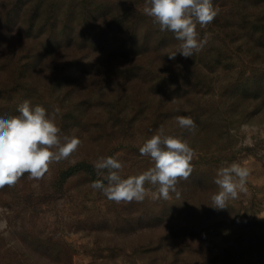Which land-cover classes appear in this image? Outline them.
<instances>
[{
	"label": "rangeland",
	"instance_id": "1",
	"mask_svg": "<svg viewBox=\"0 0 264 264\" xmlns=\"http://www.w3.org/2000/svg\"><path fill=\"white\" fill-rule=\"evenodd\" d=\"M145 5L0 0V116L29 100L81 141L40 180L0 189V264H264V0H213L218 15L197 25L204 48L174 59L180 42ZM161 128L196 154L179 199L117 204L91 187L95 168L63 176L109 156L122 178L138 175ZM232 162L250 169L248 192L214 208L216 172Z\"/></svg>",
	"mask_w": 264,
	"mask_h": 264
},
{
	"label": "clouds",
	"instance_id": "2",
	"mask_svg": "<svg viewBox=\"0 0 264 264\" xmlns=\"http://www.w3.org/2000/svg\"><path fill=\"white\" fill-rule=\"evenodd\" d=\"M143 11L159 25L160 31H171L180 42L178 51L169 59L177 53L187 58L200 52L208 35L200 39L197 25L206 27L218 15L213 0H146ZM58 111L50 114L44 107L33 108L29 100H24L18 115L0 116V189L14 186L26 173L30 179L40 180L53 162L67 159L78 149L79 138L61 137L56 124ZM175 121L181 130L195 134L197 125L191 117L176 116ZM139 153L149 157L153 166L127 178L120 174L124 165L117 157L98 158L94 168L103 179L93 181L91 187L117 204L142 202L148 196L169 200L171 193L179 199L177 185L190 176L196 155L188 141L166 134L161 128L143 143ZM249 175L250 169L238 162L221 166L214 178L219 191L211 196V206L223 209L229 200L247 193ZM146 184L155 190L146 188ZM0 227H6V222H0Z\"/></svg>",
	"mask_w": 264,
	"mask_h": 264
},
{
	"label": "trees",
	"instance_id": "3",
	"mask_svg": "<svg viewBox=\"0 0 264 264\" xmlns=\"http://www.w3.org/2000/svg\"><path fill=\"white\" fill-rule=\"evenodd\" d=\"M79 170H84L88 172L90 175H92L93 178H96L94 167L87 162H80V163L70 166L68 169L65 170V172L63 173V176H68Z\"/></svg>",
	"mask_w": 264,
	"mask_h": 264
}]
</instances>
